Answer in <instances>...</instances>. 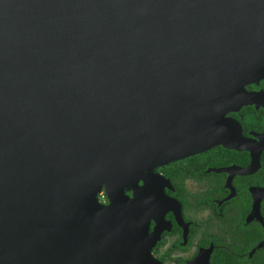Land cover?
Instances as JSON below:
<instances>
[{"label": "water", "instance_id": "95a60500", "mask_svg": "<svg viewBox=\"0 0 264 264\" xmlns=\"http://www.w3.org/2000/svg\"><path fill=\"white\" fill-rule=\"evenodd\" d=\"M263 79L264 0H0V264H164L154 170L254 148Z\"/></svg>", "mask_w": 264, "mask_h": 264}, {"label": "flooded vegetation", "instance_id": "af4514ba", "mask_svg": "<svg viewBox=\"0 0 264 264\" xmlns=\"http://www.w3.org/2000/svg\"><path fill=\"white\" fill-rule=\"evenodd\" d=\"M246 89L255 93L256 101L227 116L241 125L254 148L218 144L154 170L162 177L155 182L156 188L162 186L180 203L183 218L168 210L162 223L155 219L150 223V233L163 229L152 254L164 264H191L202 249L211 247L210 264L218 252L238 264H250L264 248H256L264 240V79L247 84ZM144 183L139 180V186ZM125 193L134 196L131 183ZM98 198L104 204L110 202L105 189ZM258 234L263 237L257 241ZM98 253L103 256V250Z\"/></svg>", "mask_w": 264, "mask_h": 264}, {"label": "trees", "instance_id": "16d2710c", "mask_svg": "<svg viewBox=\"0 0 264 264\" xmlns=\"http://www.w3.org/2000/svg\"><path fill=\"white\" fill-rule=\"evenodd\" d=\"M263 235H257V241L262 238ZM237 261L226 254H222V252H218L216 255V259L214 264H238ZM250 264H264V248L259 249L256 253L254 258L249 262Z\"/></svg>", "mask_w": 264, "mask_h": 264}]
</instances>
